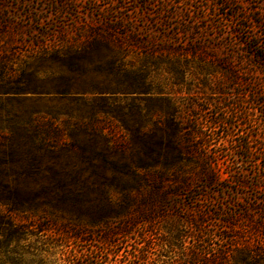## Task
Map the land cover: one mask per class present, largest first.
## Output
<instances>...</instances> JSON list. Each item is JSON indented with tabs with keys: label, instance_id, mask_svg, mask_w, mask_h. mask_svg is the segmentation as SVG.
I'll return each instance as SVG.
<instances>
[{
	"label": "rangeland",
	"instance_id": "374dc122",
	"mask_svg": "<svg viewBox=\"0 0 264 264\" xmlns=\"http://www.w3.org/2000/svg\"><path fill=\"white\" fill-rule=\"evenodd\" d=\"M0 104L3 129L40 118L66 135L94 121L112 149L127 150L124 125L133 134L140 123L181 139L189 158L185 184L164 204L152 196L153 220L130 230L102 226L98 191L63 203L61 192L39 196L10 215L27 232L21 264H204L220 250L233 264L237 247L264 251L243 216L264 227V0H0ZM130 192L140 203L148 194ZM49 197L57 204H42ZM180 202L210 215L200 232Z\"/></svg>",
	"mask_w": 264,
	"mask_h": 264
},
{
	"label": "trees",
	"instance_id": "16d2710c",
	"mask_svg": "<svg viewBox=\"0 0 264 264\" xmlns=\"http://www.w3.org/2000/svg\"><path fill=\"white\" fill-rule=\"evenodd\" d=\"M17 95L16 92L12 96ZM126 125L127 150L112 149L115 145L111 141L112 137L104 132L103 125L94 121L70 125L66 135L52 123L40 118L14 121L4 129L0 127V207H5L4 212L0 210V264L13 261H21V264L25 261L27 253L17 246L27 232L24 227L15 225L10 215L32 210L39 196L53 195L59 199L57 195L61 192L59 202L63 203L74 199L78 201L98 191L103 201L97 212L103 215L100 221L104 228L116 221L120 229L130 230L136 224L153 220L154 216L150 214L153 202L150 198L155 196L164 204L170 194L175 193L172 189L185 184L183 167L189 158L182 149V140L169 137L163 127L146 132L144 125L138 123L134 125L135 132L130 134ZM96 137L103 138V147H97ZM117 151L118 155L115 154ZM61 157L67 161L58 166L55 162ZM29 181L33 184L42 181L49 183L40 187L41 192L30 193L27 191ZM117 185L122 196L119 200L113 199L111 195V189ZM75 186L76 191H70ZM141 188L147 189L148 194L140 203L134 201L130 191ZM188 198L194 200V194H188ZM44 200L42 204L45 206L57 204L51 201V197ZM179 204L187 213L188 224L200 232L199 227L210 215L201 213L200 209L191 205L185 207L184 203ZM140 206L147 207L148 212L141 211ZM110 213L114 214L113 219L107 217ZM243 216L246 219V232L254 233L264 242V227L250 221L245 214ZM50 224L54 222L50 221ZM229 226V223L222 222L219 229L224 231ZM84 228L77 230L75 236H80ZM260 248L251 249L248 245L237 247L231 260L233 264H264V251ZM210 257L212 260L205 258L204 264H222L225 262V250L214 252ZM144 259L138 255L133 257L138 262ZM155 262L159 261L152 260L144 264H165ZM86 264L95 263L90 261Z\"/></svg>",
	"mask_w": 264,
	"mask_h": 264
}]
</instances>
